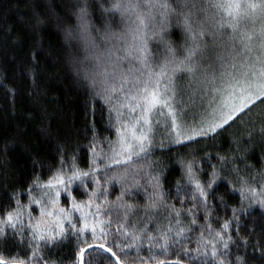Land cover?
<instances>
[{
    "label": "snow or ice",
    "instance_id": "6c2138e0",
    "mask_svg": "<svg viewBox=\"0 0 264 264\" xmlns=\"http://www.w3.org/2000/svg\"><path fill=\"white\" fill-rule=\"evenodd\" d=\"M71 16L74 23L64 21L63 39L75 75L91 89L89 114L94 118L99 102L116 139H106L105 150L92 119L87 170L75 154L65 168L61 148L60 167L46 180L32 177L27 204L14 194V207L0 217V252L13 243L29 253L0 254V264H64L45 248L69 241L71 264H254L241 254L247 247H259L264 264V243H253L246 238L253 233L241 228L242 214L264 209V155L259 169L248 161L254 138L264 144V112L251 115L264 104V0H72ZM32 19L34 30L46 23L39 12ZM36 57L33 52L27 70L33 85ZM0 85L14 101L16 90ZM233 125L242 132L229 156L217 154L221 168L213 165L202 181L197 161L182 160L187 182L175 187L180 207L169 203L163 169L149 160L153 149L165 143L191 147ZM48 131L47 125L41 129L45 136ZM17 146L24 147L12 145ZM221 181L238 194L240 206L214 227L210 197ZM77 184L86 199L73 195ZM113 185H119L114 200ZM141 193L143 207L133 202ZM201 210L204 223L189 247Z\"/></svg>",
    "mask_w": 264,
    "mask_h": 264
},
{
    "label": "trees",
    "instance_id": "16d2710c",
    "mask_svg": "<svg viewBox=\"0 0 264 264\" xmlns=\"http://www.w3.org/2000/svg\"><path fill=\"white\" fill-rule=\"evenodd\" d=\"M71 4L72 0H0V81L16 90L13 101L0 85V147L9 145L6 153H0V217L14 207L13 197L16 193H19L23 203H28L25 189L30 186L34 175L46 180L60 167L61 148L66 161L65 168L75 154L77 165L87 170L91 159L88 145L93 139L89 127L92 119L95 121L96 137L105 150L106 139H116L106 110L99 102L96 103L94 118L90 116L91 89L83 79L75 75L71 55L64 43L63 30L68 26L64 21L74 23ZM34 11L46 20L38 30L33 28ZM57 16L61 19L58 20ZM173 39L179 43V34H174ZM33 52L37 53L35 85L27 71L33 67ZM260 112H264V104L255 107L251 115L255 117ZM248 119L245 117V122ZM46 125L49 129L47 136L41 133ZM241 132L239 125H233L215 139L193 142L191 147L165 143L162 148H154L149 160L156 161L163 169L164 188L172 194L169 203L180 207L175 187L177 182H187L181 166L182 160L195 159L200 169L199 178L207 180L213 165L218 170L221 168L217 154L229 156L233 149V139L238 138ZM157 134L159 140L163 134ZM254 141L248 161L259 169L264 144L260 142L259 136ZM13 144H22L24 147H12ZM215 187V196L210 197V200L214 205L213 226L218 227L225 219L232 217V209L239 208L240 201L238 194L231 192L223 181ZM83 191L78 184L73 186L72 192L77 200L87 198L82 194ZM110 192V199L114 200L119 195V185H113ZM61 201L67 206V197L63 194ZM133 202L143 207V194H138ZM185 206L190 207L191 202L185 200ZM32 210L34 215H39L37 205H32ZM250 213L241 215V228L244 232H252L246 238L259 245L264 243V209L257 207L250 210ZM202 217L201 210L198 225L193 226L194 230L190 233L192 241L189 247H195V239L199 235L196 228L204 223ZM73 250L74 244L69 241L58 248H45V254L54 261L63 260L64 264H71ZM27 253L29 250L24 245L13 243H9L0 252L9 258L16 255L24 257ZM143 254H147L146 249ZM241 254L253 259L254 264H262L259 247L255 252L247 247V251H241ZM170 258L174 259L175 256Z\"/></svg>",
    "mask_w": 264,
    "mask_h": 264
},
{
    "label": "rangeland",
    "instance_id": "374dc122",
    "mask_svg": "<svg viewBox=\"0 0 264 264\" xmlns=\"http://www.w3.org/2000/svg\"><path fill=\"white\" fill-rule=\"evenodd\" d=\"M157 136H158V134H157Z\"/></svg>",
    "mask_w": 264,
    "mask_h": 264
}]
</instances>
